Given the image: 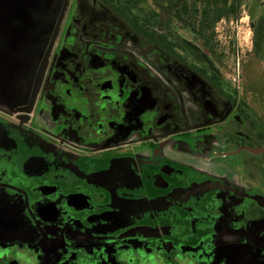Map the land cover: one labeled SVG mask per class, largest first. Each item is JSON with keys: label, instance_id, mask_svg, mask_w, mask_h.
Returning a JSON list of instances; mask_svg holds the SVG:
<instances>
[{"label": "flooded vegetation", "instance_id": "flooded-vegetation-1", "mask_svg": "<svg viewBox=\"0 0 264 264\" xmlns=\"http://www.w3.org/2000/svg\"><path fill=\"white\" fill-rule=\"evenodd\" d=\"M97 1L0 20L35 50L0 82V264H264V123L180 19Z\"/></svg>", "mask_w": 264, "mask_h": 264}, {"label": "rangeland", "instance_id": "rangeland-1", "mask_svg": "<svg viewBox=\"0 0 264 264\" xmlns=\"http://www.w3.org/2000/svg\"><path fill=\"white\" fill-rule=\"evenodd\" d=\"M3 1L4 4H0V20H3L6 26L5 35L11 33L13 28L22 30L20 33H27V30L29 32L34 28L32 24L36 21L38 24L50 22L51 11L58 10L54 2L48 4L50 0ZM240 1L236 10L218 19L203 34L199 35L197 30L190 32L176 20H172V28L179 35L191 38L199 48L208 51L213 63L220 67L223 77L239 86L240 97L245 99L264 123V0ZM95 3L96 9L104 14H111L107 8L98 5L97 0ZM60 5L61 2L59 9ZM255 41L259 42L257 51ZM12 42L9 37H3L1 41L4 50L15 49L12 55H8V51H0L1 83L3 75L12 70L20 56L25 53L32 55L35 51L34 48L27 47L24 51L20 50L21 44L14 48ZM5 87L0 86V92L1 89L5 90Z\"/></svg>", "mask_w": 264, "mask_h": 264}, {"label": "trees", "instance_id": "trees-1", "mask_svg": "<svg viewBox=\"0 0 264 264\" xmlns=\"http://www.w3.org/2000/svg\"><path fill=\"white\" fill-rule=\"evenodd\" d=\"M108 3L126 17L151 18L160 17L156 8L167 12L169 18L180 19L183 26L199 27L198 34H203L214 22L229 15L240 5V0H100ZM134 16L131 14L135 12ZM197 22H199L197 24ZM167 25V23H166ZM259 42L255 41V50Z\"/></svg>", "mask_w": 264, "mask_h": 264}, {"label": "water", "instance_id": "water-1", "mask_svg": "<svg viewBox=\"0 0 264 264\" xmlns=\"http://www.w3.org/2000/svg\"><path fill=\"white\" fill-rule=\"evenodd\" d=\"M59 1L62 2L61 0H59ZM67 1H68V0H63V2L61 3L62 5H61L60 12H59V22H60V20H61V18H62V15H63V12H64V10H65V7H66V4H67ZM60 2H59V4H60Z\"/></svg>", "mask_w": 264, "mask_h": 264}]
</instances>
